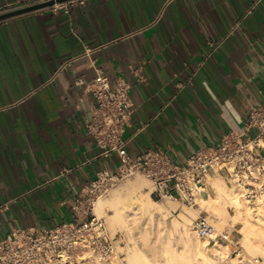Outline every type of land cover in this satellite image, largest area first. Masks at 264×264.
Returning a JSON list of instances; mask_svg holds the SVG:
<instances>
[{
    "label": "crops",
    "instance_id": "obj_1",
    "mask_svg": "<svg viewBox=\"0 0 264 264\" xmlns=\"http://www.w3.org/2000/svg\"><path fill=\"white\" fill-rule=\"evenodd\" d=\"M17 1L0 0V9ZM257 1L85 0L69 14L1 21L0 241L72 220V198L98 171H117L116 156L98 157L86 131L93 99L75 85L94 79L92 59L112 84H131L133 156L161 149L181 164L243 129L264 102Z\"/></svg>",
    "mask_w": 264,
    "mask_h": 264
},
{
    "label": "built area",
    "instance_id": "obj_2",
    "mask_svg": "<svg viewBox=\"0 0 264 264\" xmlns=\"http://www.w3.org/2000/svg\"><path fill=\"white\" fill-rule=\"evenodd\" d=\"M49 1L54 4L38 12L69 14L73 7L85 3V0H18L0 12ZM96 49H87L84 56L91 57ZM90 65L95 70L94 79L89 83L84 78L75 81L76 86H85L93 99L86 131L96 143L98 157L116 156L118 169L114 173L107 169L98 171L72 198V220L43 230H13L0 241V264H112L123 242L118 241L117 234H111L105 219L97 215L96 205L137 175L150 181L151 196L170 198L190 207H199L198 199L207 188L211 171L217 176L225 175L228 185L251 206L264 196V102L250 109L243 129L228 132L218 145L192 153L184 163H174L161 149H148L133 156L125 137L135 110L131 84L124 79L112 84L94 59ZM193 229L209 246L230 237L227 232L220 234L205 212L195 220Z\"/></svg>",
    "mask_w": 264,
    "mask_h": 264
},
{
    "label": "bare ground",
    "instance_id": "obj_3",
    "mask_svg": "<svg viewBox=\"0 0 264 264\" xmlns=\"http://www.w3.org/2000/svg\"><path fill=\"white\" fill-rule=\"evenodd\" d=\"M144 184L145 183H143L141 179H135L132 183L113 191L108 199L103 200L99 204L98 208L108 222L109 227H111V230H113V233L125 231L128 233L127 235H134V232L137 231L138 237L134 235L135 239L139 238L144 245L154 249L158 238H156V241L151 239L152 235H150L147 224L154 220L153 217L155 214H159L158 217L161 218V214L165 210L167 211L168 208L166 207V202L164 205L153 200L149 192H144L145 194L142 193L143 195H140L139 192L143 190ZM208 186L215 193V197L212 196L210 191H206ZM207 188L201 193L198 202L201 208H206L208 211L211 210L213 212L215 221L218 220L219 224H223V222L225 223L229 216H231L236 221L239 220L244 224L241 231L245 236H248L255 231H262L264 236V196L258 197L256 208H250L235 189L227 187L220 176H217V178L210 177L207 181ZM167 199L170 200V198ZM168 205L170 209L174 208L171 201H168ZM229 208L234 209V215H230ZM164 215V217H166V214ZM155 219L159 224V219ZM172 221L171 224L173 223ZM172 225L170 231L172 230L171 232H177L179 234V242L183 244L184 248L182 247V251H184L181 254H177L170 249L163 250V254L166 256H164V258L162 257V259L160 258L161 260L159 259L157 261L159 263L151 261V263L149 262L150 264H215V262L216 264H227L225 256L229 250V246L223 245L222 241H217V244L215 243L211 247L208 244H205L202 247L198 236L194 233V229L191 228L193 225L191 226L187 215L182 214L181 221L175 222ZM157 227L162 226L159 224ZM163 227H166V225L164 224ZM167 229H169V227ZM167 229L165 231H167ZM153 231L156 230L153 229ZM158 232L159 233L156 236H162V232H164L163 228H158ZM192 233L194 234V238L192 237ZM159 234L161 235L159 236ZM195 236L197 237L195 238ZM134 237H129V239ZM135 239L129 240V242H133L131 243V246L128 247L126 253L129 259L132 260V264H140V262L138 263V260L140 259L137 258L138 254L135 251L137 242ZM250 245L253 247L252 244ZM155 257L156 255H154V258ZM232 263L247 264L244 261H232Z\"/></svg>",
    "mask_w": 264,
    "mask_h": 264
},
{
    "label": "rangeland",
    "instance_id": "obj_4",
    "mask_svg": "<svg viewBox=\"0 0 264 264\" xmlns=\"http://www.w3.org/2000/svg\"><path fill=\"white\" fill-rule=\"evenodd\" d=\"M253 135L254 134H252L251 136H253ZM210 174L214 175L213 171H211ZM137 178H138V180L141 179L143 181V183H145L144 186H143L144 187L143 190L139 192L140 195L142 193L145 194L144 192H149L150 196H151V192L153 190L152 189V185H151L150 181H148L142 175H137L136 177L128 180L126 183L118 186L113 191H115V190H117V189H119L121 187H124L127 184H129V183H132ZM221 178L223 179V181L227 185V187H231L230 185H228V183L226 182V180L223 177H221ZM113 191L110 193L109 196H107L106 198H103L99 202V204L103 200L108 199L111 196V194L113 193ZM206 191H210L213 197L216 196L215 193L213 192V190L209 186L206 189ZM151 198L153 200H155L156 202L162 203L164 205H165V202H166V207L168 208L167 211L165 210L161 214L162 217L160 215L161 218L158 217L159 214H155V216L153 217V219H154L153 221L154 222L151 221V222H149L147 224V227L149 229L150 235H152L151 239L153 241H156V238H158V241H156L157 243H155L156 245H155L154 249L144 245L140 241L139 238L135 239L134 235L136 237H138L137 231L134 232V235H127L128 233L125 232V231H118L117 233H113V230H111V227H109V224L106 221L105 217H103L101 212L98 210L99 208L96 209L97 215L99 217H103L105 219L106 225H107L109 231L111 232V234L113 236L117 234L118 241L123 242V243H121V245L118 248L119 256L112 261V264H132V260L129 259V257L127 256V253H126L128 247H130L131 243L133 242V241L129 242V240H132V239H135V241H137L136 242V248H135L136 250L135 251L138 254L137 258L140 259V260H138V263L140 262V264H150L151 261L154 262V263H159L157 261L160 258L162 259V257L164 258V256H166L165 254H163V252L165 250H167V249H170L173 252H176L177 254H181L184 251V250L182 251L184 246H183V244H181V242H179V240H180L179 234L177 232H171L172 230L170 231L171 227L173 226L172 224L175 223V222L181 221L182 214H185V215L188 216V218L190 220V223H191V226H192L194 224L195 220L199 217L201 212L207 213L211 223L217 228V231L220 234L223 233V232H227V234H229L230 237H229L228 241L218 240V241H222L223 245H228L229 246V250H228V252H227V254L225 256V261H226L227 264H233L232 261H234V262L235 261L236 262L237 261L238 262L244 261L247 264H264V240H263L264 236L262 234L263 233L262 231H255V232L250 233L248 236H245L244 233L241 231V229L244 227V224L241 221H239V220L236 221L231 216H229V218L227 219V221L225 223L223 222V224L222 223L219 224L218 220L215 221V219L213 217V212L211 210L208 211L206 208H201L199 203H198L199 207H190V206H187V205L183 204L182 202L174 201L172 199H170V200L167 199V198L160 199V198H156V197H153V196H151ZM168 201L169 202L171 201V203L173 204L174 208L170 209V207L168 205ZM244 202L250 208H256L257 207V205L256 206H251L246 201H244ZM96 207H97V205H96ZM109 213H111V212H109ZM168 213H170V214H168ZM229 213H230V215H234L235 214L234 209L233 208H229ZM164 214H166V217H164L165 216ZM155 218L159 219L158 222L160 221L159 224L162 227H157L159 224L157 223ZM161 219H162V221H161ZM172 220H174V221H172ZM171 221L173 222L172 224H171ZM161 223H162V225H161ZM163 223L166 225V227H163L164 226ZM168 227H169V229H167ZM158 228H163V230H164V232H162V236H160L161 234H159L160 237L156 236L159 233L158 232ZM191 228H193V226ZM153 229H155L156 231H153ZM166 229H167V231H165ZM239 231H241V232H239ZM192 235H193L192 237L194 238V234L193 233H192ZM132 236L134 238L129 239V237H132ZM196 237L197 236H195V238ZM198 239H199V242L201 243L202 247L205 244H207L206 242H204L200 238H198ZM250 244H252L253 247ZM254 247H256V248H254ZM154 255H156L155 258H154ZM215 264H216V262H215Z\"/></svg>",
    "mask_w": 264,
    "mask_h": 264
},
{
    "label": "water",
    "instance_id": "obj_5",
    "mask_svg": "<svg viewBox=\"0 0 264 264\" xmlns=\"http://www.w3.org/2000/svg\"><path fill=\"white\" fill-rule=\"evenodd\" d=\"M63 1H68V0H57V2H63ZM53 4H54V1H49V2H46L43 4L28 6V7L12 10V11L0 13V22L7 20V19H10V18H13V17H16V16L36 12L40 9H43V8L48 7L50 5H53Z\"/></svg>",
    "mask_w": 264,
    "mask_h": 264
}]
</instances>
